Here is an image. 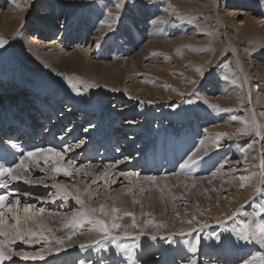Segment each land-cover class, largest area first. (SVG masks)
<instances>
[{
    "label": "rangeland",
    "instance_id": "374dc122",
    "mask_svg": "<svg viewBox=\"0 0 264 264\" xmlns=\"http://www.w3.org/2000/svg\"><path fill=\"white\" fill-rule=\"evenodd\" d=\"M8 1L9 0H0V38L8 41L3 48H0V77H5L4 83L7 82V85L0 82V111L7 107V105H9V107L13 106L18 108L22 104H25L24 97L22 96L24 93L26 95L30 89L23 84H31L29 81L31 79L26 80L30 75L32 76L35 74L37 76L35 78L38 82L36 86H43V84H40L42 78L55 82L57 86L60 85L57 89H55V87H50L52 90L49 88L46 92H57L61 88H65L62 85L70 86L68 78H72L73 82L77 83L80 91L83 90L82 92L86 93L84 104L91 106V108H95V106H97L95 109L100 108V115H95L93 120L94 123L101 122L98 124L99 128L102 126L101 132L97 137L102 135L101 137L103 140L104 136L108 133L105 132L108 125H110L111 128L115 127L113 125H120V132H117V136L122 135L125 131L124 133L127 136L122 138V140L119 139L116 141L115 145H111V153H114V149L124 151L126 147H122L120 144L123 143L122 141H127L129 136L131 138L128 140L131 144L129 146L127 144L125 145L131 148V150L128 148V152H124L126 153L125 155L118 153L117 157H114V154L113 157H111L113 159L107 160L106 163H109L107 165L113 163L112 167L114 166L113 168L115 169L106 176L105 158H101L103 148H101V154L96 153V155L94 154V157L91 158L88 156V151L92 148L91 143L83 146L85 154L81 153L82 151L76 150L77 153L69 157L70 159L65 155L64 159L58 162L53 160L50 161V163H45L40 160L37 161L36 166L30 163L29 166L31 169L29 175L33 180H37V182L43 181V183L32 184V187L29 188L25 183L12 184L11 182V184L9 183L6 187L8 189H5V187L0 188V191H2L0 195L13 193V195L9 197V201L14 202L17 196L20 198V204L17 208L18 214L21 217L27 215L24 211L25 203L32 205L30 211L35 214H39V210L43 208L44 213L40 214L37 219L30 220L29 223H36L37 221L40 222L44 228L48 229L49 227L50 230V224L55 225L54 223L57 222L54 211L58 215L59 213L61 214L62 219L60 222H64L67 220L70 213L75 210V203H73L75 198L72 197L73 194L68 196L70 203L63 205L62 199L65 197H55L54 194H56V189L53 188L52 185L54 183L60 184L67 190H75L79 186L80 189L85 192V195L82 196L81 199L89 207H93L94 202L97 207L100 205H104L105 207L107 205V207H109L114 201L113 196L125 194L130 198V203H133L135 208H137L142 207L136 202L138 201L137 197L143 198V203L146 206L138 211L143 220L141 221V225H138V222H136V227L128 230L132 233V236H123L122 233L124 230L122 228L123 225L127 223L122 213H116L115 215L120 217L117 222L120 223L122 227L119 230H114L117 233L115 241L111 238L108 239L111 246H115L116 242L125 240L128 244L126 248H134H132L133 251H135L133 253H139L141 251V254H133L134 257L132 256L130 259L135 262L137 261V263L182 264L183 262L184 264L188 262V258L193 254L191 259L199 257L202 259L200 260L198 258L199 263L203 264H240L239 262L242 257L250 256L253 253L256 254L259 249H261L260 253L264 251V246L259 247L254 242L247 243L239 240L235 243L238 239L236 236L232 235L228 238V235L231 233L229 230H232L230 227H234L235 222L237 224L238 234L245 224L249 225L250 232L264 233V228L256 227L257 224H264V204L260 205L257 200V198L261 197L262 193V191L258 192L257 189H264L262 186L264 180L261 181L260 179V177L264 179V172H261L263 174L258 173L256 166L257 150L261 148L264 151V132H262L264 131V0H128L119 10L114 7L115 0H104L106 5H102L98 7V9L100 13H102L103 10L106 12L104 16H106L107 19H105L106 22L104 21V24L105 27L107 26L105 28L107 30L103 35L100 33L96 36V38L98 37V41H94L91 47L93 49L89 48V57L83 55L81 57L78 56L79 58L76 57L77 55L75 54H73L74 56L69 55L75 50L74 45L76 44L74 43V35H72L73 39L69 40V44H67L66 53L61 51L62 48H58V44L61 41L63 42V40L59 38L60 33H58L62 28L59 25L60 23L56 24L58 29H54L53 35H48V37L42 36L41 33L36 37L34 31H29L34 27L32 16H39V11L45 7L44 4H46L48 0H44V4L39 2L41 0H31L30 5L29 0H11L15 4L23 3L24 5V8H22L24 15L21 14L23 16L18 15V17L14 14L15 8L11 6ZM69 2V7L67 3V6L59 7L58 10L62 14H65L70 12L71 9L69 8L76 6L73 8L74 11L72 10L71 14L68 15L75 20V22H78L79 17L83 18L82 14L86 6H94L99 3L98 0H69ZM51 4L53 6V2H51ZM230 9L235 13L227 12V10L230 11ZM109 12L112 13V17L108 15ZM136 12H140L139 16ZM46 14H49L46 17H58L53 16L48 11ZM68 16H66V18H68ZM117 16L119 19H115ZM36 18L39 20L42 19L41 17ZM139 18L140 20H137ZM11 20H15L14 25ZM51 20L53 19L51 18ZM59 20L58 22H60ZM67 21L69 20L67 19ZM79 24H81V22H79ZM179 24H183L186 28L188 26L190 27L181 33L179 31ZM94 25L95 21L91 28H93ZM109 25H111V27H109ZM170 25L171 31L169 30ZM65 26L69 27L68 24ZM152 28L155 29L150 30ZM192 28L194 29L193 31H191ZM115 31H120L119 34L122 37L124 36L122 44L124 56H129L131 58V56H138L139 53L138 57L142 60L137 63L139 65L138 68H140L138 73L130 74L132 79L130 80V78H128L124 80L123 87L119 86L120 84H118L117 81H114L109 74L104 72L106 69L105 67L109 68V65H112L111 52L109 54L106 53L109 58L103 53H91L94 49L97 50L102 47L101 43L105 44L108 49H116L115 46L118 44L115 41ZM121 31L123 33H121ZM165 32L166 35L168 34L167 36H169V38L167 39L170 41L166 42L169 43L168 45L163 46L161 38L158 36L164 35ZM153 33L154 35H158L155 36V44L150 45L151 34ZM226 37L229 38L230 44H228ZM47 40L52 42L53 45L55 44V49L52 46L45 48L46 46L43 45V43H46ZM112 42H114V44ZM109 43L112 44L110 45ZM87 45L88 43L82 48L84 49L91 44ZM230 46L236 48L235 52L241 62L243 73L238 69L236 59L231 56L233 52ZM117 49L119 50V48ZM143 49H145L144 51L146 52H144ZM97 61H100V69H94L92 72L90 70L88 73L81 69L83 63L98 64L99 62L97 63ZM152 64L154 65L152 66ZM101 66H103L104 69ZM111 69L112 66L109 70ZM197 69L202 70L203 75H201ZM11 71V76L15 81H10L9 83V72ZM78 81H83L84 83H79ZM193 81H195V83H193ZM85 84H92L95 85V87L86 88ZM210 87L213 89L206 92V89ZM66 88L64 90L68 92L69 90ZM4 89L9 90L4 91ZM18 89L25 91L23 93L18 91ZM41 91L45 92L44 89ZM116 95L120 98H124V100L118 103L116 101H107L108 97H115ZM36 97L39 98V96ZM57 99L61 98L57 96ZM32 100L33 99H31L30 103L33 104ZM205 101H207V103H205ZM122 104L125 106L122 107ZM210 105H216L217 107L212 108ZM120 106L121 110L119 109ZM13 107L11 109H14ZM29 109L30 108L27 107V110ZM224 109H230V111H224ZM56 112L59 113V111ZM13 113L14 110L9 112V114L6 113L2 118L10 119ZM157 115L159 117L158 120L156 119ZM209 115L210 118L207 119L206 117ZM13 116L15 117V115ZM111 116L116 118L111 120ZM254 117L259 118V124H257ZM113 121H115V123H113ZM245 121H247V124H245ZM253 122L259 126V135L255 132H249L247 135L237 134L241 130L250 128ZM65 123H62L63 126L59 124L58 127H55L57 124L53 125L52 130H54L55 134H59V132L67 129ZM82 125L83 124L77 125L80 133L88 129L85 128V126H87L86 123ZM30 126L33 127L38 125L34 123ZM110 127L108 129L109 131ZM145 132H149L148 134L150 136ZM209 133L213 136L209 137L210 140L207 138ZM221 133H226L227 135H218ZM10 134H12L11 137H13L14 133L12 132ZM10 134H7V136L9 137ZM43 134H47V129ZM154 134L158 137H153L152 135ZM69 136L71 140L73 134ZM77 136L79 137V135ZM78 137L74 138L75 141H70L68 143L67 136L66 146H68V144L74 145L78 143ZM204 138L208 141L204 140ZM86 139L88 140V136ZM144 141L148 143L142 145L141 149L136 147L143 144ZM203 141L211 148H208L210 150L208 155L214 158V160L218 158V161H220L218 164L222 165L220 166V172L225 170V174L219 173L218 169H216L217 161L204 163L207 159H205V161L201 160L203 153L200 152L201 149H203L202 145L205 144L202 143ZM1 142L3 141L0 140V143ZM150 142L152 145H150ZM53 143L49 146L43 145L42 143L38 144H41L39 146L42 148L52 147L60 151V148L53 145ZM143 147H149L151 148L150 150H152V148H157V150L161 149L159 152H161L162 156L158 159L157 157L149 158L150 155L147 153L149 150ZM107 150H110V146L109 148L107 147ZM196 152L199 153L198 155L202 156L195 155ZM135 155H137V157H134ZM262 155L264 156V153ZM221 158L223 160H221ZM119 159H121V163H119ZM164 159L168 160L167 164V161ZM190 159L194 160L195 163H190ZM69 160L73 162V167L69 169L72 173L70 176H65L63 172L55 173L52 170H46L48 166L53 163H56L55 167L58 165L59 167L66 166L67 168ZM92 163L96 164L91 168L85 166L88 170L86 175L84 172L85 170L81 168V164L88 165ZM116 163L120 165L118 171L116 170L118 167H115V165H117ZM130 164H133L132 167L129 166ZM187 164L189 167L185 166ZM78 167L80 171H77ZM144 167L147 169H144ZM178 167H180V169ZM41 169H43V171H41ZM212 170L215 171L212 173ZM89 172L91 174H98L97 180L93 182L94 179L88 175L90 174ZM118 172L130 173L133 175L125 178L124 175L117 174ZM182 172H184V174ZM210 174L212 176L213 174L215 176L217 175L218 177L220 175V178L223 176V178H225L227 176L226 178L232 179L230 182L232 181L234 184L232 182L229 183L232 187L228 189L223 188L221 191L214 189L209 190V197L204 191H199V188L197 190L198 186H196L194 191H191L195 184L190 188L188 183L180 185L174 181L175 178L179 180L185 179V177H188L187 180L189 178L194 179L201 177L202 179L205 177L203 179L205 180L211 176ZM73 175L77 176L75 177ZM183 175H185V177ZM146 177H155L156 179L159 177H170L173 178V180H146ZM242 177L244 179H242ZM211 179L213 178L211 177ZM211 179L209 178L206 180L209 182ZM203 180L201 186L204 185ZM113 181H115V183H113ZM238 182H240L239 187H236ZM241 185H243V187H241ZM131 186H133L132 191H129L128 189ZM86 188L88 189L87 192L85 191ZM141 189H143V191H141ZM187 196L199 200L198 203L200 206L196 209L191 207L193 201L190 202L191 200L188 199L185 201ZM154 202L165 207L164 215L167 216L166 218L158 216L156 212H152V214L149 213V208H147V206ZM50 205H54L56 209L52 208ZM0 210L5 211L9 216V224L15 222L10 218L14 213L8 212L7 209ZM107 213L112 214L111 212ZM101 215L102 213L97 212L95 216L100 217ZM148 221H152V223L149 224L147 223ZM188 221H191V223H188ZM43 222H47L48 226ZM89 225L90 223L85 222L84 225L79 228L78 232L80 231L79 233H84L91 238L98 237V234H88ZM160 225H163V227ZM204 225L207 226L205 227ZM152 235H156L157 239H151ZM217 236L220 237L219 240H217ZM118 237L121 240L117 241ZM160 237H165V239H161ZM196 237H200L201 243L198 246V251L192 253L189 251V248L190 245L194 243ZM3 238L4 237H0V239ZM184 239L187 240V242L190 240L187 246L188 251L186 252L190 254L185 256L187 258H174L173 252L177 251V254L185 252L181 250L180 244L178 243L181 240L184 241ZM130 240L131 243H128L127 241L130 242ZM169 240L174 242L169 243ZM101 242L102 240L100 243ZM232 242L234 244H232ZM100 243H92L93 247L90 248L92 250L90 251L91 254L87 255L89 257V264H97L96 252L101 248ZM58 245L59 244H56L53 247L57 246L62 250L61 246L59 245V247ZM136 245H139V247H135ZM10 246L15 251L23 250L34 252L43 249L44 252H48L49 249H52V242H49L48 239L45 240L41 238L39 244L25 245L22 241L16 240L13 241ZM79 247L80 245H77L74 250H78ZM86 248L89 249V247ZM119 248L122 249L123 247L119 245L117 249ZM178 250L182 252H178ZM222 252L225 253L222 254L224 255V259L221 260L219 257ZM208 253L214 255L215 259L212 258L210 260L211 254L208 255ZM78 257H80V253L74 255L73 258L78 260ZM108 258L109 257L104 260L105 264H116L113 263V261H115L114 259L110 262ZM123 259H125L128 264L132 263L129 259L127 260V254ZM83 260L84 259L81 258L79 260L80 262L75 261V263L81 264ZM61 261L60 259V262ZM68 263L70 264L72 262L68 261ZM101 263L103 262L99 264ZM61 264L66 263L63 261Z\"/></svg>",
    "mask_w": 264,
    "mask_h": 264
},
{
    "label": "bare ground",
    "instance_id": "6f19581e",
    "mask_svg": "<svg viewBox=\"0 0 264 264\" xmlns=\"http://www.w3.org/2000/svg\"><path fill=\"white\" fill-rule=\"evenodd\" d=\"M9 2V4L11 5V6H13L14 8H15V13L14 14H16V16L18 17V15H21V14H23V12H22V8H24V5H23V3H17V4H15L14 2H12L11 0H9L8 1ZM30 2H31V0H29V5H30ZM41 4H44V0H41V1H39ZM50 2V3H49ZM51 2H53V6H52V4H51ZM71 2V1H70ZM70 2H69V0H48L47 2H46V4H44L45 5V7L44 8H42L41 9V11H39V16H36L35 14V17H33L32 16V19L34 20L33 21V25H34V27L33 28H31V30H29V31H34L35 33H36V37H38L39 36V34L41 33V35L42 36H47L48 37V35H53V32L55 31L54 29H58L57 28V23H60L59 25H60V27H62L61 28V30H59L58 31V33H60L59 34V38L61 39V40H63V42L61 41H59L60 43L58 44V48H62V50L61 51H63V52H65V51H67L66 50V48L68 47L67 46V44H69V40H71V39H75V41H74V43L76 44V45H74L75 47H74V49L75 50H73L72 51V53L71 54H69V55H73V54H75V55H77L76 57H81V56H88L89 55V48H91L92 46H93V43H94V41H96L97 39H98V37L96 38V36H98L100 33H102L101 35H103V33H105L106 32V30L107 29H105L106 27H105V24H104V21H105V19H107L106 18V16H104L105 14L104 13H106L104 10H103V12L102 13H100V11H99V9H98V7H101L102 5H106L105 4V1L104 0H98V4H96V5H94V6H86V8H85V10H84V13L82 14V17L83 18H81V17H79V19H78V22L76 21L75 22V20H73L72 18H70L68 15H70L71 14V11L73 10V8L74 7H76V6H73V7H71V8H69V9H71L70 10V12H68V13H65V14H62L58 9H59V7H65V6H67V3H68V7L70 6ZM108 5V4H107ZM145 6V5H144ZM143 6V7H144ZM34 9V8H33ZM32 9V10H33ZM144 9V8H143ZM28 10V9H27ZM236 10H237V8H236ZM26 11V10H25ZM47 11L50 13V14H52L53 16H58V17H46V16H48L49 14H46L47 13ZM74 11V10H73ZM227 12H229V13H231V12H233V13H235L234 11H231V9H230V11L229 10H227ZM238 12V11H237ZM236 12V13H237ZM137 13V12H136ZM140 13V12H139ZM139 13H137L138 14V16H139ZM241 13V12H240ZM37 14V15H38ZM24 15V14H23ZM23 15H21V16H23ZM26 15V14H25ZM73 15V14H72ZM20 16V17H21ZM66 16H68V18H66ZM108 16V15H107ZM166 16V15H165ZM19 17V18H20ZM28 17V16H27ZM36 17H41L42 19H38V18H36ZM97 17H98V19H97ZM112 17V16H111ZM31 18V17H30ZM51 18L53 19V20H51ZM150 18V17H149ZM60 19V20H59ZM67 19L69 20V21H67ZM58 20L60 21V22H58ZM72 20H73V22H72ZM137 20H140V18L139 19H137ZM150 20V19H149ZM94 21H95V25H94V27L93 28H91L92 27V25H93V23H94ZM110 21V20H109ZM11 22H12V24L14 25V23H15V20H11ZM79 22H81V24H79ZM82 22H83V24H82ZM106 22V21H105ZM151 22V21H150ZM6 23V22H5ZM66 24H68L69 25V27H66L65 25ZM172 24V23H171ZM3 25V24H2ZM156 25V24H155ZM180 25V24H179ZM7 26V25H6ZM187 26V25H186ZM188 27H190V26H188ZM187 27V28H188ZM185 28V29H184ZM183 24L182 25H180V27H179V31L181 32V33H183L184 32V30H186L187 29ZM155 29V28H154ZM153 28L152 29H150V30H154ZM176 29V28H175ZM119 30V29H118ZM170 31H171V25H170V29H169ZM194 29L192 28V30L191 31H193ZM134 31V30H133ZM156 31V30H155ZM188 31V30H187ZM109 32V31H108ZM119 32L120 31H115L114 32V36H115V41H116V43L118 44L117 46H115L116 47V49L115 48H111V49H108L106 46H105V44H102L101 43V46L102 47H100L99 49H94L91 53H103V54H106V53H110L111 52V54L110 55H112V58H111V64L112 65H109L110 67L112 66V69H114V70H109V68L108 67H105L106 69H105V71L104 72H106L107 74H109L110 75V77H112V79H114V81H117L118 82V84H120L119 86H121V87H123V81L124 80H126V79H128V78H130V80L132 79V77H131V75L130 74H133V73H138V71H139V69L140 68H138L139 67V65L137 64L138 62H140V58L138 57L139 56V53H138V56H131V58L129 57H126V56H124V53L122 52L123 51V46H122V44H123V41H124V36L122 37L120 34H119ZM166 32H167V30H166ZM166 32H165V34L164 35H159L158 37L159 38H161V42H162V45L163 46H166V45H168L169 43H166L167 41H170V40H168L167 38H169V36H167L166 35ZM121 33H123L122 31H121ZM127 33V32H126ZM132 33V32H131ZM155 33V32H154ZM154 33L153 34H151L152 35V37H151V40H150V42H151V44L150 45H154L155 44V36H157L158 34H155L154 35ZM125 34V33H124ZM149 34H150V32H149ZM188 34V33H187ZM72 35H74V37L72 38ZM134 35V34H133ZM128 36V35H127ZM131 36V35H130ZM129 37V36H128ZM128 37H127V39H128ZM114 38V37H113ZM226 39H227V42H228V44H230V41H229V38H227L226 37ZM37 40V39H36ZM100 40H102V39H100ZM111 40V39H110ZM149 40V39H148ZM98 41V40H97ZM43 42V41H42ZM24 43H25V41H24ZM86 43H88V45H90V46H88V47H86V48H82ZM113 44H114V42H112ZM111 43V44H112ZM130 43V42H129ZM158 43V42H157ZM157 43H156V45H157ZM110 44V43H109ZM110 44V45H111ZM43 45H45L46 47L45 48H47V47H50V46H52L54 49H55V47H54V45L52 44V42H49V40H47L46 41V43H43ZM108 46V45H107ZM126 46V45H125ZM124 46V47H125ZM128 46V45H127ZM147 46V45H146ZM145 46V47H146ZM161 46V45H160ZM230 47H232V49H231V51L233 52V53H231V56H233L235 59H236V65L238 66V69L239 70H241V72L243 73V71H242V65H241V62H240V60H239V58L237 57V55H236V52H235V49L236 48H234L233 46H230ZM117 48H119V50L117 49ZM148 48V47H147ZM151 48V47H150ZM79 49H81V50H79ZM91 49H93V48H91ZM152 49V48H151ZM145 49H143V51H144ZM230 50V49H229ZM109 51V52H108ZM138 51V50H137ZM136 51V52H137ZM140 51H142V50H140ZM149 51H151V50H149ZM34 52V51H33ZM144 52H146V51H144ZM66 53V52H65ZM69 53V52H68ZM142 53V52H141ZM140 53V54H141ZM46 54H48V53H46ZM45 54V55H46ZM137 54V53H136ZM143 54V53H142ZM25 55V54H24ZM56 55V54H55ZM133 55V54H132ZM135 55V54H134ZM145 55H147V54H145ZM150 55V54H149ZM27 56V55H26ZM74 56V55H73ZM95 56V55H94ZM106 56H107V54H106ZM44 57V56H43ZM48 57V56H47ZM70 57V56H69ZM78 57V58H79ZM89 57V56H88ZM105 57V56H104ZM108 58H109V56H107ZM141 57H143V56H141ZM147 57V56H146ZM146 57H144V58H146ZM17 58V57H16ZM73 58V57H72ZM77 58V59H78ZM101 58V57H100ZM28 59V58H27ZM52 59V58H51ZM58 59V58H57ZM105 59V58H104ZM85 60V59H84ZM87 60V59H86ZM88 60H90V59H88ZM103 60V59H102ZM106 60V59H105ZM108 60V59H107ZM28 61V60H27ZM30 61V60H29ZM50 61V60H49ZM52 61H54V60H52ZM142 61V60H141ZM35 62V61H34ZM55 62V61H54ZM54 62H51V63H54ZM80 62V61H79ZM86 62V61H85ZM95 62V61H94ZM99 62V63H98ZM107 62V61H106ZM32 63V62H31ZM70 63V62H69ZM97 63L99 64H89V63H83V65L81 66V69L84 71V72H86V73H88V72H90V70H91V72H92V70H94V69H100V61H97ZM101 63H103V62H101ZM109 63V62H108ZM73 65V64H72ZM154 64H152V66H153ZM158 65V64H157ZM32 66V65H31ZM108 66V65H107ZM150 66V65H149ZM156 66V65H155ZM71 67V66H70ZM101 67H103V66H101ZM40 68V67H39ZM102 69V68H101ZM103 69H104V67H103ZM55 71V70H54ZM80 71V70H79ZM37 72V71H36ZM53 72V71H52ZM82 72V71H81ZM11 73H12V71L11 72H9V83H10V81H15V79H13L12 78V76H11ZM38 73V72H37ZM102 73H103V71H102ZM42 74V73H41ZM55 74V73H54ZM96 74V73H95ZM99 74V73H98ZM105 74V73H104ZM106 74V75H107ZM82 75L84 76V74L82 73ZM108 75V76H109ZM133 76V75H132ZM37 76L34 74V75H30L29 76V78H26V80H28V79H31V80H29L30 82H31V84H29V85H26V84H23V85H25V86H27V88H29L30 89V91L28 92V93H26V95H25V93H24V91L23 90H20V89H18V91H21V92H23L24 94H23V96L22 97H24L23 99H24V103L25 104H22L21 106H19L18 108H15V107H13V106H10L9 107V105H7V107H5L3 110H1L0 112H1V115H0V117H1V119H0V132H1V134H0V140H2L3 142H1L0 143V163L1 164H4V160L5 159H7V160H14V162L15 163H19V161H20V150L19 149H17V150H15V157H12V156H10V155H8V153L7 152H5L3 149H4V146L5 145H8L9 146V148H10V141L11 142H15V143H18L19 145H21V147H22V149H23V151L24 152H27V151H35V149H37V148H42V147H40L39 145H41V144H38V143H42L43 145H47V146H49V145H52V143H53V145H56V146H58L59 148H60V151H62V148H61V145H63V147L64 148H67V146H66V137L68 136V143L70 142V141H75V137H78L77 135H79V137H78V143H76V144H81L78 148H74L72 151H65L64 153H63V155L65 156H67L68 158L69 157H72L73 155H75V153H77L76 152V150H79V151H82L81 153H83V154H85V152H84V149H83V146L86 144H89V143H91V145H92V148H91V150H89L88 151V156H90L91 158H93L94 156V154L96 155V153H100L102 150H101V148H103V151H102V157L101 158H105V167L106 166H111V167H108V173L107 174H109V173H112L113 172V170L115 169V168H113L112 167V165H113V163H110V165H107V164H109V163H106L107 162V160H109V159H113V158H111V157H113V155H114V157H117V154L118 153H121L122 155H125L126 153H124V152H128V150L130 149L131 150V148H129L128 146L131 144V142H128V140L129 139H131L130 138V136L128 137L129 139H127V141H122L123 143H121L120 145L122 146V147H126L125 149H124V151H122V150H120V149H114L115 151H114V153L112 152L111 153V149H112V146L111 145H115L116 143V141H118L119 139H121L122 140V138H125V136H127V135H125V131L123 132V134L122 135H119V136H117V132H120L119 130H120V125L119 124H116V125H113V126H115V127H113V128H111L110 127V125H108V127L106 128V131L105 132H108L107 134H106V136H104V138H103V140H102V135L100 136V137H97V135L101 132V127L99 128L98 127V124L99 123H101V122H97V123H94V117H95V115H100L99 113V109L100 108H98V109H95V108H97V106H95V108H91V106H89V105H86V104H84V100H85V96H86V93L85 92H82V91H80L79 93H77L76 92V90L75 89H73L71 86H67V85H62V86H64L65 88L66 87H68V88H66L67 90H69L68 92H65V88H61L59 91H57V92H50V91H48V92H46L47 91V89H49L50 87L51 88H54L55 87V89H57V87H59L60 85H58L57 86V84L55 85V82H52V81H50V80H44V78H42V82L40 83V84H43V86H41L40 87V85H38V86H36V84L38 83L37 82V79H35ZM56 77V76H55ZM49 78H51V77H49ZM4 79H5V77H3V78H1L0 77V82H3L2 84H5V85H7L6 83L7 82H5L4 83ZM57 79H59V78H57ZM23 81H25V80H23ZM59 81V80H58ZM65 81V80H64ZM62 82V81H61ZM64 83V82H63ZM65 83L67 84V82L65 81ZM64 83V84H65ZM69 83V82H68ZM1 84V85H2ZM69 85V84H68ZM217 85V84H216ZM78 87V86H77ZM143 87V86H142ZM141 87V88H142ZM50 88V89H51ZM146 88V87H145ZM213 88H214V86H213ZM212 87H210L209 89H206V92L209 90H212L213 89ZM218 88V87H217ZM216 88V89H217ZM42 89H44L45 90V92H43V91H41ZM224 89V88H223ZM9 89H4V91H8ZM52 90V89H51ZM143 90H145V89H143ZM218 90V89H217ZM221 91V90H220ZM256 91V90H255ZM13 92H15V91H13ZM222 92V91H221ZM257 92V91H256ZM18 93V92H17ZM56 94V95H55ZM222 94H223V92H222ZM9 95V94H8ZM36 96H39V98L38 97H36ZM57 96L59 97V98H61V99H57ZM209 97V96H208ZM31 99H33L32 100V102H33V104L32 103H30L31 102ZM251 99V98H250ZM44 100H46V101H44ZM58 100V101H57ZM124 100V98H120V97H118L117 95L114 97V96H110V97H108V99H107V101L109 102H111V101H116L117 103L118 102H122ZM23 101V100H22ZM106 101V102H107ZM21 102V101H20ZM46 102V103H45ZM107 102V103H108ZM116 106H117V104H116ZM125 105L124 104H122V107H124ZM14 108V109H11V108ZM27 107L28 108H30L29 110H27ZM83 107H86V108H83ZM120 110H121V106H120V108H119ZM123 109V108H122ZM14 110V113H13V115H15V117L12 115L11 116V118L10 119H3L2 117L7 113V114H9V112H11V111H13ZM56 111H59V113L58 112H56ZM97 111V112H96ZM107 111V110H106ZM136 111H137V109H136ZM56 112V113H55ZM94 112H96V113H94ZM134 113V112H133ZM138 113V112H137ZM54 114H56V115H54ZM256 114V113H255ZM106 115V114H105ZM7 116H9V115H7ZM6 116V117H7ZM6 117H4V118H6ZM203 117V116H202ZM206 117V116H205ZM253 117V116H252ZM98 118H100V117H98ZM116 117H113V116H111V120L112 119H115ZM199 118H200V114H199ZM207 119H209L210 118V115L209 116H207L206 117ZM97 119V118H96ZM119 119V118H118ZM156 119L158 120L159 119V117H158V115L156 116ZM227 119V118H226ZM254 119H255V121L257 122V124H259L260 123V120H259V118L258 117H254ZM99 120V119H98ZM229 120V119H228ZM38 121V122H37ZM72 121V122H71ZM65 122H68V123H65ZM70 122H71V124H70ZM106 122V121H105ZM104 122V123H105ZM117 122V121H116ZM119 122H121V121H119ZM222 122H224V121H222ZM37 124L38 126H30V125H33V124ZM65 123V127H67V129L65 130V131H61V132H59V134L57 133V134H55V132H54V130H52V128H53V125H56L57 124V126H55V127H58L59 126V124H61L62 126H63V124ZM86 123V125L87 126H85V128H88V129H86V130H83V132L82 133H80L79 131V129H78V127H77V125H80V124H85ZM103 123V122H102ZM113 123H115V121H113ZM123 123V122H122ZM130 123H135V122H130ZM129 123V124H130ZM217 123H219V122H217ZM221 123V122H220ZM230 123V122H229ZM93 124V125H92ZM111 124V123H110ZM124 124H125V122H124ZM129 124H127V125H129ZM137 124V123H136ZM206 124H208V123H206ZM211 124V123H210ZM82 125V126H83ZM104 125V124H103ZM217 125V124H216ZM221 126V125H220ZM65 127H64V129H65ZM109 127H110V131L108 130L109 129ZM181 127V126H180ZM203 127V126H202ZM212 127H213V125H212ZM215 127V126H214ZM82 128V127H81ZM84 128V129H85ZM204 128H207V127H204ZM203 128V129H204ZM211 128V127H210ZM262 128V127H261ZM47 129V134H43V132L45 131ZM83 129V128H82ZM112 129V130H111ZM128 129V128H127ZM188 129H190V128H188ZM208 129V128H207ZM42 130V131H41ZM59 130V129H58ZM104 130V129H103ZM36 131V132H35ZM113 131H115V132H113ZM202 131H204V130H202ZM208 131V130H207ZM14 133L13 134V137H11L12 136V134H10V133ZM104 132V133H105ZM211 132H213V131H211ZM262 132H264V131H262ZM65 135H64V134ZM77 134V135H75V134ZM131 133V132H130ZM148 136H150L148 133L149 132H145ZM164 133V132H163ZM185 133V132H184ZM189 133V132H188ZM205 133V132H204ZM7 134H10L9 135V137L7 136ZM63 134V135H62ZM71 134H73V137H72V139L70 140V136L69 135H71ZM120 134V133H119ZM58 135V136H57ZM75 135V136H74ZM118 137V139H117V137ZM187 135V134H186ZM207 135V134H206ZM87 136H88V140L86 139L87 138ZM115 136V137H114ZM133 136V135H132ZM131 136V137H132ZM153 137H158V136H155V134L154 135H152ZM151 136V137H152ZM193 136V135H192ZM15 137V138H14ZM61 137H63V139H61ZM84 137V138H83ZM136 137V136H135ZM174 137V136H173ZM183 137V136H182ZM209 137H213V136H211L210 135V133H209V136L207 137L208 138V140H210V138ZM177 138V137H176ZM198 138V137H197ZM57 139V140H56ZM157 139V138H156ZM212 139V138H211ZM77 140V139H76ZM125 140V139H124ZM149 140H150V138H149ZM148 140V141H149ZM173 140H175V139H173ZM198 140V139H197ZM204 140H207V139H205L204 138ZM207 140V141H208ZM169 141V140H168ZM172 141V140H171ZM46 142H48V143H46ZM81 142V143H80ZM107 142H108V144H107ZM5 143V144H4ZM148 143V142H147ZM147 143H145V141L143 142V144H141L140 146H136L137 148L139 147L140 149L142 148V145H145V144H147ZM201 143V142H200ZM202 143H205V144H203L202 145V147H203V149H201V152L200 153H203V157H202V161H205V159H207L206 160V162H204V163H208V162H210V161H213V162H216L217 161V164H216V169H218V171H219V173H224L225 174V170H223V172H220L221 170H220V166H222L221 164H218V162H220V161H218V158L217 159H215L214 160V158H212L211 156H209L208 154H209V149H211V148H209L208 147V145H207V143L206 142H202ZM201 143V144H202ZM128 145V146H125V145ZM163 144V143H162ZM208 144H209V142H208ZM211 144V143H210ZM69 145V144H68ZM75 145V144H74ZM150 145H152L151 144V142H150ZM198 145V144H197ZM103 146H106V147H103ZM109 146H110V150H107V147L109 148ZM132 146V145H131ZM163 146H164V144H163ZM165 146H166V144H165ZM210 146V145H209ZM44 147V146H43ZM168 147V146H167ZM166 147V148H167ZM49 148V147H48ZM115 148H117V147H115ZM129 148V149H128ZM143 148H145V149H148L149 151L147 152L149 155H150V157L149 158H153V157H157V159L160 157V156H162V154H161V152H159L161 149H159V150H157V148H152V150H150L151 148H146V147H143ZM165 148V147H164ZM169 148V147H168ZM209 148V149H208ZM170 149V148H169ZM230 149V148H229ZM233 149V148H232ZM155 150V151H154ZM166 150V149H165ZM59 151V150H58ZM142 151V150H141ZM158 151V152H157ZM164 151V150H163ZM166 152V151H165ZM179 152V151H178ZM213 152V151H212ZM110 153H111V156H110ZM163 153V152H162ZM175 153V152H174ZM218 153H221V152H218ZM235 153V152H234ZM264 153V151L260 148V150H257V161H256V166H257V172L258 173H261V172H264V156L262 155ZM104 154V155H103ZM146 154V153H145ZM144 154V155H145ZM199 153L198 152H196V154L195 155H198ZM211 154V153H210ZM80 155V154H79ZM82 155V154H81ZM194 155V156H195ZM110 156V157H109ZM143 156V155H142ZM190 156H192V155H190ZM198 156H202V155H198ZM214 156V155H213ZM261 156H262V159H261ZM76 157V156H75ZM82 157V156H81ZM109 157V158H108ZM134 157H137V155H135ZM145 157V156H144ZM210 157V158H209ZM19 158V159H18ZM108 158V159H107ZM121 158V157H120ZM170 158V157H169ZM196 158H198V157H196ZM70 159V158H69ZM74 159V158H73ZM78 159V158H77ZM82 159V158H81ZM88 159V158H87ZM141 159V158H140ZM193 159H194V157H193ZM261 159V160H260ZM40 160H42V161H44L45 163H47V162H49L50 163V161H53L54 160V158H52V157H48V158H45V157H43V156H37V157H34V158H30L29 160H27L26 162H25V167L27 168V171H24L23 172V174L25 175V176H29L31 179H32V177L29 175V171H30V169H31V167L29 166V164L30 163H33L32 165L33 166H36L37 165V161H40ZM95 160V159H94ZM103 160V159H102ZM126 160V159H125ZM165 161H167L166 162V164L168 163V160L167 159H164ZM221 160H223L222 158H221ZM87 161V160H86ZM104 161V160H103ZM119 161V163H121V159H119L118 160ZM130 161V160H129ZM144 161V160H143ZM142 161V162H143ZM234 161V160H233ZM115 162H116V159H115ZM125 162V161H124ZM152 162V161H151ZM78 163H80V162H78ZM99 163V162H98ZM131 163H133V162H131ZM55 164L56 163H53V164H50L49 166H48V168L46 169V170H49V171H51L54 167H55ZM94 164H96V163H92V164H88V165H83V164H81L82 165V169H84L83 171L86 173V175H87V172H88V170H87V168L85 167V166H88V167H93V165ZM115 164V163H114ZM117 164V163H116ZM123 164V163H122ZM144 164V163H143ZM224 164V163H223ZM118 165V166H117ZM117 165H115V167H118L116 170L118 171L119 170V167H120V165L119 164H117ZM132 165L133 164H130L129 166H131L132 167ZM199 165V164H198ZM218 165V166H217ZM4 166H7L6 164H4ZM79 166V165H78ZM187 166H188V164H187ZM194 166H197V165H194ZM57 167H58V165H57ZM62 167H64V166H62ZM104 167V168H105ZM181 167V166H180ZM180 167H178L179 169H180ZM183 167V166H182ZM189 167V166H188ZM209 167V166H208ZM64 168H66V166L64 167ZM153 168V167H152ZM194 168H196V167H194ZM199 168V167H198ZM255 168V167H254ZM78 169H79V167H78ZM144 169H147V168H145L144 167ZM156 169V168H155ZM154 169V170H155ZM32 170H33V168H32ZM90 170H94V169H90ZM153 170V169H152ZM189 170V169H188ZM194 170H196V169H194ZM199 170V169H198ZM35 171V170H34ZM34 171H32V172H34ZM80 171V170H79ZM179 171H181V170H179ZM183 171V170H182ZM185 171V170H184ZM215 171V170H214ZM213 170H212V173L214 172ZM83 172V173H84ZM130 172V171H129ZM142 172V171H141ZM140 172V173H141ZM166 172V171H165ZM190 172V171H189ZM90 173V172H89ZM94 173V172H93ZM183 174H184V172H182ZM192 173V172H191ZM54 174V173H53ZM117 174H121L122 175V173H120V172H118ZM217 174V173H216ZM223 174V175H224ZM226 174H227V172H226ZM261 174H263V173H261ZM54 175H56V174H54ZM92 179H94L93 180V182L95 181V180H97L96 178H97V175L98 174H88ZM177 175H178V173H177ZM191 175V174H190ZM194 175V174H193ZM211 175V174H210ZM231 175V174H230ZM230 175H228V176H230ZM73 176H77V175H73ZM165 176V175H164ZM169 176V175H168ZM173 176V175H172ZM179 176V175H178ZM181 176H182V174H181ZM184 177H185V175H183ZM176 177V176H175ZM183 177V178H184ZM195 177V176H194ZM208 177H209V175H208ZM211 177L213 178V179H211ZM224 177V176H223ZM220 178V175H219V177L216 175H214L213 174V176L211 175L209 178L211 179L209 182H207V180L206 179H209V178H206L205 180H203L204 178H202L201 179V177L199 178H194V179H188L187 180V178L185 177V179H179V180H177L176 178H175V180L174 181H176V183L177 184H180V185H182L183 183H188L189 185H190V188H191V186H193L194 184H195V186H193V189H191V191L193 190H195L196 189V186H198L197 187V190H198V188H199V191H204V193H206V195L208 196L209 195V190H222L223 188L224 189H228L229 187H232V185H230L229 183H231L230 182V180H232V179H230V178ZM232 177V176H231ZM263 177V176H262ZM193 178V177H192ZM234 178H237V177H234ZM139 179V178H138ZM173 180V178H170V177H159V178H157L156 180ZM229 179V180H228ZM260 179H261V181H263L264 179H262L261 177H260ZM147 180V179H146ZM202 180H203V183H204V185L203 186H201V182H202ZM37 181V180H36ZM233 181H234V179H233ZM237 181V180H236ZM260 181V180H259ZM258 181V182H259ZM260 181V182H261ZM235 182V181H234ZM259 182V183H260ZM14 183H24L23 182V180L21 181V180H19V181H13L12 182V184H14ZM37 183H39V182H37ZM233 183V182H232ZM11 184V183H10ZM234 184V183H233ZM239 184H240V182H238L237 184H236V187H239ZM261 184V183H260ZM25 185H28L29 186V188H31L32 186V184H25ZM247 186V185H246ZM262 186L264 187V184L262 183ZM132 187L133 186H131L128 190L130 191H132ZM0 188H2V187H0ZM234 188V187H233ZM233 188H231V189H233ZM5 189H8V188H5ZM27 189V188H26ZM249 189V188H248ZM77 190H78V192H79V194H80V196L82 197V196H84L85 195V192L83 191V190H81L80 189V187L78 186L75 190H72V189H70V190H68L71 194H73L72 195V197L74 198L75 197V195L77 194ZM196 190V191H197ZM8 191V190H7ZM46 191V190H45ZM0 192H2V191H0ZM6 192V191H5ZM31 192V191H30ZM4 193V192H3ZM190 193V192H189ZM188 193V194H189ZM193 194V193H192ZM196 194V193H195ZM190 195V194H189ZM54 196L55 197H60V196H57L56 194H54ZM70 196V195H69ZM211 196H213V195H211ZM196 197H198V196H196ZM209 197H210V195H209ZM222 197V196H221ZM252 197V196H251ZM51 199V198H50ZM113 199H114V201L110 204V206L109 207H107V205H106V207H105V210H106V212H111V209L113 208V207H115V208H118V209H120V212H118V213H124V212H131V211H133V212H131V213H133L134 214V216H135V221L136 222H138L137 224L138 225H141V221L143 220V218H142V216L138 213V211L139 210H141L142 208H144L146 205L143 203V198H141V197H137V200L139 201V204L142 206V207H137V208H135V206L133 205V203H130V198L127 196V195H125V194H120V195H118V196H113ZM187 199L188 200H191L190 202H192L191 204H192V206L191 207H193V208H198L200 205H199V203H198V201L199 200H197L196 198H190V196H187L186 197V200L185 201H187ZM209 199V198H208ZM257 200L259 201V203H260V205L261 204H264V191H262V193H261V197H259V198H257ZM183 201H184V199H183ZM55 203V202H54ZM62 203H64L63 205H67L68 203H70V199H69V197H66V198H64V199H62ZM73 203H75V210H73L71 213H70V215H69V217L67 218V220H65L64 222H60L61 221V214L59 213V215L54 211V215H55V217H57V222L56 223H54L55 225H53V224H50V230H49V227H48V229H46V228H44V226L40 223V222H37L36 221V223H33V222H31V223H29V226H32L33 228H34V230L35 231H37V233H40L41 231L43 232V235L45 236V237H47V239H48V241L49 242H52V249L50 250L49 249V251L48 252H44L46 255H45V259L44 260H36V261H24V260H21V259H19L18 257H13V260L12 261H9V262H5V264H61L63 261H65V263L66 264H69L68 263V261H70V262H72V263H75V261H79L81 258L82 259H84L83 261H86L87 260V262H88V260H89V257L87 256L88 254H91V252L90 251H92L90 248L91 247H93V244H92V242L91 241H93L94 239H97V238H99V234L98 233H95V232H89L88 231V234L89 235H94V234H98V237H96V238H91V237H89L88 235H86V234H84V233H79L78 232V230H79V228H73L71 225H70V221H71V218H72V216H73V214L74 213H78V212H80V211H82L83 209H82V206L80 205V204H78L77 202H76V200H74L73 201ZM184 203V202H183ZM201 203V202H200ZM84 205L85 206H88L86 203H84ZM51 206V205H50ZM52 208H54V209H56L55 208V206L53 205V206H51ZM77 207H78V209H77ZM89 207V206H88ZM93 208H98L97 206H96V204H95V202H94V205H93ZM147 208H149V213H151L152 214V212H156V214H158V216H161V217H163V218H166L167 216H165L164 215V211H165V207L163 206V205H161V204H159V203H157V202H154V203H151V204H149L148 206H147ZM134 209V210H133ZM195 212V211H194ZM197 213V212H196ZM97 214V212L94 214V215H96ZM53 215V216H54ZM252 215V214H251ZM124 216V215H123ZM148 216V215H147ZM171 217V216H170ZM54 218V217H53ZM100 218H102L103 220H105L107 223H111L112 222V214H110V213H108L107 215H104V214H102L101 216H100ZM124 219H125V221H126V223L127 224H124L123 225V230H125V227H127V230H131L132 229V227H130V224L133 222V218L131 217V216H124ZM54 221H55V219H54ZM51 222V221H50ZM45 225H47V222H43ZM49 224V223H48ZM69 225L68 227H66L65 225ZM235 225H234V227H230V229H232V230H229V231H231V233L228 235V238H230L232 235H234V236H236V238H238V233H237V224H236V222L234 223ZM36 225H42L43 227H42V229L41 228H39V227H36ZM48 226V225H47ZM90 227H92V225L90 224L89 225V228ZM236 228V229H235ZM147 229V228H146ZM228 229V228H227ZM73 231H75V235H72V233H73ZM71 235V240H69L68 239V236H70ZM88 237H89V239H88ZM130 238V237H129ZM4 239V238H3ZM59 239H63L64 240V243L63 244H60V243H58V240ZM191 239V238H190ZM119 240H121V239H119V237H118V239H117V241H119ZM129 240V239H128ZM179 240V239H178ZM229 240V239H228ZM236 240V239H235ZM234 240V241H235ZM111 241V240H110ZM239 241V239H237L236 241H235V243L236 242H238ZM128 243H131V240H130V242L129 241H127ZM230 242H231V239H230ZM179 244H180V248H181V250L183 251H185L184 253H178L177 254V251L176 252H173L174 253V255H173V257L174 258H181V257H183V258H187V257H185V256H188L190 253H186L187 251H188V249H187V246L189 245V243H190V240H189V242H187V240H185L184 239V241L183 240H181V241H179L178 242ZM56 244H59L60 246H61V249L62 250H60V248H58L57 246L56 247H53L54 245H56ZM81 245V244H88V245H90V246H88L89 247V249L88 248H81V247H79L78 248V250H74V248L77 246V245ZM101 245H100V249H98V251L96 252L97 253V264H99L100 262H105L104 260H106V258L107 257H109L108 259L110 260V262H111V260H115V261H113V263H116V264H128V262L125 260V259H123V257L126 255V252L123 250V249H127L126 247L128 246V244L125 242V240L123 241L122 240V242H116V245L115 246H111V243L108 241V239H105V240H102V242L100 243ZM232 244H234L233 242H232ZM257 244V243H256ZM58 245V246H59ZM122 246L123 248L122 249H117V247L118 246ZM259 247H261V245H259V244H257ZM59 246V247H60ZM98 247V246H97ZM96 247V248H97ZM131 247V246H130ZM235 247H236V244H235ZM99 248V247H98ZM133 248V247H132ZM134 249V248H133ZM237 249V248H236ZM25 250V249H24ZM180 250V249H179ZM178 250V252H182V251H179ZM202 250H203V248H202ZM260 250L261 249H259V250H257V252H256V254L255 253H253L252 255H250V256H246V258H249V259H251V257L252 256H257V260H256V264H261V261L259 260V256L261 255V254H264V251H261V253H260ZM93 251H94V248H93ZM204 251V250H203ZM29 252H31V251H29ZM133 252H135V251H133ZM139 252V251H138ZM141 252V251H140ZM139 252V253H140ZM79 254L80 253V257H78L79 259L77 260H75V258H73L74 257V255H76V254ZM139 253H132V256H133V254H139ZM223 253H225V252H222V253H220L221 254V256L219 257L221 260L222 259H224L223 257H224V255H222ZM141 254V253H140ZM211 253H208V255H210ZM240 255V254H239ZM138 256V255H137ZM141 256V255H140ZM147 256V255H146ZM237 256V255H236ZM112 257V258H111ZM134 257V256H133ZM142 257V256H141ZM145 257V256H144ZM193 257V254L192 255H190V257L188 258L189 260L191 259ZM211 258H210V260L213 258V259H215L214 258V255H212L211 254V256H210ZM217 257V256H216ZM199 258V257H198ZM194 258L196 261H197V264H203V263H199V259L200 260H202L201 258ZM203 258V257H202ZM60 259L62 260L61 262H60ZM205 259V258H204ZM127 260H128V258H127ZM144 260V259H143ZM142 260V261H143ZM209 260V259H208ZM124 261V262H123ZM130 261H132V260H130ZM76 262V263H77ZM80 262V261H79ZM109 262V261H108ZM147 262V261H146ZM72 263H70V264H72ZM75 263V264H76ZM103 263H101V264H103ZM142 263V262H141ZM141 263H137V261L135 262L134 260L132 261V263H130V264H141ZM240 263V262H239ZM89 264V263H88ZM105 264V263H104ZM110 264H112V263H110ZM181 264V263H180ZM184 264H187V263H184Z\"/></svg>",
    "mask_w": 264,
    "mask_h": 264
},
{
    "label": "snow or ice",
    "instance_id": "6c2138e0",
    "mask_svg": "<svg viewBox=\"0 0 264 264\" xmlns=\"http://www.w3.org/2000/svg\"><path fill=\"white\" fill-rule=\"evenodd\" d=\"M128 0H115L114 7L116 9H121ZM109 16L112 15L111 12L108 13ZM115 19H119V17H115ZM111 27V25H109ZM8 41L6 39L0 38V48H3L5 44ZM197 71L200 72L201 75H203V71L200 69H197ZM78 79V78H77ZM68 82L70 86L76 90L77 93H79L80 89L77 87V83L73 82L72 78H68ZM79 83H84L83 81H78ZM195 83V81H193ZM85 87H95V85L92 84H85ZM207 103V101H205ZM212 108H216V105H210ZM224 111H230V109H224ZM245 124H247V121H245ZM249 132H255L257 135L260 134L259 126L253 122L252 126L246 130H241L237 134L240 135H247ZM218 135H227L226 133H221ZM63 139V137H61ZM79 144H69L67 148H64L63 145H61L62 151H57L55 148H37L35 151H27L24 152L21 145L15 142L10 141V148L8 145L4 146V151L8 153V155L15 157V150H20V161L19 163H15L14 160H4V164L7 166H4V164H0V187H7L9 183L13 181H19L23 180L25 184H35L37 181L31 179L29 176H25L23 174L24 171H27V168L25 167V162L29 160L30 158H34L37 156H43L45 158L52 157L56 162L61 161L64 159L63 153L65 151H72L74 148H78ZM190 163H195L194 160L190 159ZM187 166V165H185ZM73 167V162L71 160L68 161V167H55L52 169L55 173L63 172L65 176H70L72 173L69 169ZM108 167L105 168V176L108 173ZM43 171V169H41ZM79 171V169H77ZM122 175L127 178L130 175V173H122ZM147 180H155V177H146ZM242 179H244L242 177ZM39 183H43V181H39ZM115 183V181H113ZM53 188L56 189V195L57 196H63L68 197L71 195V193L61 186L60 184L54 183L52 185ZM243 187V185H241ZM85 191L87 192L88 189L86 188ZM143 191V189H141ZM258 192L264 191V189H257ZM13 193H8L7 195H0V209H7L8 212L14 213L10 218L15 221L12 224H9V216L6 214L5 211L0 210V237H4V239H0V264H5V262H9L13 260V257H18L21 260L24 261H36V260H44L45 259V253L43 249L40 251H15L10 245L13 241L19 240L22 241L25 245H34L39 244L41 238L47 240V237L43 236V232L37 233V231L34 230L32 226H29L30 220H35L38 218L40 214L44 213V209L41 208L39 210V214L32 213L30 209L32 208V205L25 203L24 205V211L27 213V215L21 217L18 214V208L17 206L20 204V198L17 196L14 200V202L9 201V197H11ZM75 200L78 204L82 206V211L78 213H74L70 225L73 228H80L84 225L85 222H88L92 225L88 229L89 232H95L99 234V239H94L92 243L99 244L101 240L109 239L111 238L113 241L117 238V233L114 230L121 229L122 225L117 222L120 217L115 215L116 213L120 212V209L113 207L111 209L112 213V222L109 224L105 220L101 219L100 217H97L93 214L96 212H100L104 215H107L108 213L105 210L104 205H100L98 208L88 207L84 205V201L81 199V196L77 190V194L75 195ZM139 203V201H136ZM124 216H131L133 218V222L130 225V227L135 228L136 227V221L135 216L131 212H124ZM147 223H152V221H148ZM188 223H191V221H188ZM68 227L69 225H65ZM163 227V225H160ZM205 227L207 225H204ZM36 227H39L42 229V225H36ZM257 228H264V224H257ZM75 231H73L72 235H75ZM123 236H132V233L127 230V227H125V230L123 231ZM142 234V233H141ZM161 239H165V237H160ZM217 240L220 239L219 236L216 237ZM68 239L71 240V235L68 236ZM151 239L155 240L157 239L156 235H152ZM238 239L240 241H245L247 243H257L261 246H264V233H257L254 231H249V225L245 224L243 228L240 230V233L238 234ZM169 243H173L174 241L169 240ZM58 243L63 244L64 240L59 239ZM201 243L200 237H196L194 243L190 245L189 251L192 253H196L198 251V246ZM90 245L81 244V248L88 247ZM135 247H139V245H136ZM126 254L127 258L130 260L132 257L133 249L127 248L123 249ZM259 260L261 261V264H264V254H261L259 257ZM257 256H252L251 259L242 257L240 260V264H256ZM81 264H88L87 261H82ZM183 264V262H182ZM187 264H197V261L195 259L188 260Z\"/></svg>",
    "mask_w": 264,
    "mask_h": 264
}]
</instances>
